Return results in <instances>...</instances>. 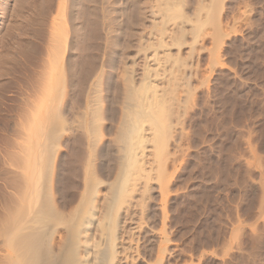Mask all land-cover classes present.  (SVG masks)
<instances>
[{
	"label": "bare ground",
	"instance_id": "obj_1",
	"mask_svg": "<svg viewBox=\"0 0 264 264\" xmlns=\"http://www.w3.org/2000/svg\"><path fill=\"white\" fill-rule=\"evenodd\" d=\"M89 1L102 4L97 43L85 41L78 26L85 11L70 0L50 3L26 24L31 37L21 39L35 53L18 60L34 77L27 95L22 87L9 94L20 66L3 57L0 264H168L179 254L168 246L167 226L188 134L182 116L201 70L197 38L214 41L224 29L219 18L212 22L218 3L195 0L194 16L191 0L147 3L150 24L135 27L137 35L130 30L136 38L122 51L119 0ZM48 28L44 46L36 38L44 40Z\"/></svg>",
	"mask_w": 264,
	"mask_h": 264
},
{
	"label": "rangeland",
	"instance_id": "obj_2",
	"mask_svg": "<svg viewBox=\"0 0 264 264\" xmlns=\"http://www.w3.org/2000/svg\"><path fill=\"white\" fill-rule=\"evenodd\" d=\"M55 1L57 0H0V43L3 41L0 44V75L6 69L5 66L2 67L4 58L9 61L5 65H11L13 60L18 64V60L29 61L35 55L33 47L27 48L28 44L24 45L21 39L31 37L29 31H24L26 24L31 25L34 21L32 15L37 20V11L47 9ZM70 1L77 10L81 11L83 8L85 11L82 23L80 20L78 24L83 26L85 41H88L89 36V44L99 42L103 28L100 26L102 20L98 22L99 18L102 19V4L89 0ZM194 1L191 0L188 4L190 6L186 7L188 12L191 9L189 13L193 16L196 12L193 9L198 7L196 1L193 4ZM150 2L154 3V0H119L117 23L120 22L119 25L123 28L119 32V42L123 41L119 49L122 51H126L128 42L136 38L137 28L150 24L148 14L146 15L147 3L150 5ZM213 2L218 3L213 4L219 7L217 10L215 6L212 22L214 24L220 19L221 29H224L218 30L214 41L210 34L203 37L204 43L200 40L203 38H197L202 44L201 47L198 45L202 51L196 50L198 69L201 70H198L196 78L195 75L192 78L190 87L195 88H191L192 91L189 88L191 96L188 95L185 101L188 108L182 118L187 115V120L183 121L188 134L187 139L185 136L181 143V167L175 183L178 191L173 196L175 207L169 212L172 221L168 220L167 226L173 241L168 246L170 249L175 246L179 257H170L169 261H172L168 264L173 260L176 264H264V0ZM112 5L113 3L108 6V11L113 10ZM245 9L248 10V17H244V12L247 11ZM93 12L96 18L92 15ZM139 12L142 15L145 13L144 19L138 15ZM135 16H141L136 21L137 25L134 22L137 19ZM123 23H127V26ZM130 30L135 31L136 35L131 34ZM12 33H17L19 37L11 39ZM45 33L44 40L39 36L36 38L44 46L49 28ZM208 36L210 39H207ZM129 37L133 38L129 40ZM9 38L13 43L10 46ZM184 49L185 57L187 50ZM208 49L213 50V62ZM173 52L177 51L174 49ZM45 57L46 50L41 53L40 61L35 65L37 70L41 69V62ZM18 65L20 74L17 82L21 85L17 83L9 94L22 87L21 91L27 95L34 77H31L33 75L23 65ZM1 76L0 101L7 83L4 76Z\"/></svg>",
	"mask_w": 264,
	"mask_h": 264
}]
</instances>
